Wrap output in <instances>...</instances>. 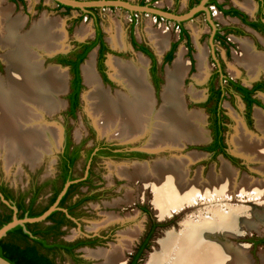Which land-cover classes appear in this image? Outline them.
Listing matches in <instances>:
<instances>
[{
    "label": "rangeland",
    "instance_id": "obj_1",
    "mask_svg": "<svg viewBox=\"0 0 264 264\" xmlns=\"http://www.w3.org/2000/svg\"><path fill=\"white\" fill-rule=\"evenodd\" d=\"M126 1L131 3L137 1L148 2L160 9H173L178 13H183L186 10V1L183 0ZM216 1L224 4V6H237L238 3L243 0ZM262 1L264 3V0ZM251 2L255 5V0H251ZM0 5L4 7L10 6L11 8L12 12L9 16L10 18H6L7 20L15 17L19 13H21L19 14L20 17L25 16L24 29H22V26L24 25L22 24L18 28V34H24L26 31H29L31 26L38 22V19L44 15L45 17L52 19L55 18L63 22L67 47L55 50L56 52H53L51 58L47 57V54H45V66H47L48 63H54V57L56 54H67L77 46V44H75L76 42L87 40L92 37L94 29L92 18L83 14L84 12H81L79 9H65L63 7H58L52 0H20L17 2H14L13 0H2L0 1ZM91 12L98 19L97 22L101 35L108 49L102 58V71L105 74V80L102 79L96 67V49L95 52H91H94L95 54L94 69L101 85L106 89L110 88L112 93L116 89L122 90L118 83L110 75L109 76L113 81L108 76L110 72L107 63L111 57L107 59V54L124 60H130L133 57L135 58L136 55H142L147 59L146 71L151 83L150 85L154 89L153 95L155 98V106L158 107L161 103L159 95L165 85L166 73L172 67V60L162 65L160 64L161 55L159 54H163V52L167 50V41H165L166 46L161 50V53H158L149 39L148 30L151 29V32L163 30L167 36L166 39L168 42H171L176 38L177 28L175 27V24L170 20L155 18L148 13L129 12L117 7H96L92 9ZM211 14V16L209 14V19L215 27H230L238 24L237 21H231L221 17L217 10L215 11L213 6H211ZM131 21H133L132 26H130ZM5 23L3 22L2 24ZM111 24L113 27L115 24L120 27L125 46L124 49H110L111 44L108 40L109 35L107 28H109ZM189 25L190 27L193 25L192 31L194 44H190V56L194 57L192 59V62L194 63H192L193 67L191 68V65L189 64V56L187 55V49L184 47L183 42H178V44H176L172 59L174 61L177 52L180 49L183 50L182 59L187 64L186 72H184L180 83L181 90L184 91V96L182 97L183 106L185 110H188L189 112L192 111L199 115L203 131L205 133V130H208L207 134L209 135L207 112L202 105L206 93V81L209 73L214 70L215 66H218L221 69L220 71L226 76L232 80H237L244 85H249L256 79H260L264 82L263 72L250 76L247 70L237 62V59L241 57L242 53V41L249 42L255 51L264 53V39L256 33L244 31L242 35L226 36L228 44H219L217 41H211L209 38L211 26L206 19L205 13H199L183 22L186 31L191 32L190 28L188 29ZM84 27L89 28V33L85 36L78 35V30ZM194 31L196 34H194ZM130 33L134 36L137 42L143 43V45H145L153 54V57H155V84L150 77V60L130 44ZM194 35H196V44ZM233 37L243 39H238V43ZM199 46L205 51L206 73L204 74L203 79L200 82H197L194 79V75L198 72L196 54L198 53ZM2 53L3 50L0 49V58ZM88 58L89 55L85 60ZM2 61L0 62V77L6 79V66L5 63L3 65ZM65 77L68 87L71 78L69 70H67ZM217 81L218 77H215L213 84L216 85ZM189 88H193L196 98H193V96H190V94L186 92ZM87 89L85 83L84 85L81 84L78 93V104L71 115L68 113V106L66 103L68 88L65 92L57 94L56 98L60 105L56 110H53L52 112H44L45 115L42 113L40 124L42 125L45 122L47 128L55 129V138L52 142H49V144L47 143V146L43 145V147H45L44 149L41 150L39 149L40 147L38 148V155L34 157L35 159L31 158V160H27L24 157V159L19 158L20 156L18 155H16L17 157L11 155V158L8 159V157H5L7 155L5 149L0 146V181L11 190L22 192L27 191L30 184H38L40 181L50 179L55 174L56 155L59 151V145L56 142H58L57 137L60 135V130L61 133L65 132L70 143H81L83 150L89 149L95 144V142L100 141L111 143L122 148H142L143 150L140 152L141 156H139L138 159L122 157L118 159L98 158L90 164V176L86 179L87 182L77 189V194L86 196L92 195L93 199L86 200L81 206H79L72 223L63 229L61 238L62 240L70 241L86 235H96L98 241L94 246H85L84 248L77 250L75 253L77 255L76 259H78L77 261L71 260L68 256L60 254V252H48L47 255L52 259L54 264H100L103 262V259L91 257L87 255L85 250L96 249L98 247L109 248L111 243L118 244L121 237L128 236V233L132 232L133 235L127 238L129 239L127 240L129 248L124 250L125 252L123 253L122 264H128L130 255L145 237L148 230H150V235L147 239V245L137 259V264H151L150 261L153 253H162L164 249V246L162 247V242L168 237L177 236V238H179L189 230L193 232L195 227L198 228L199 226L207 223L209 224L212 221L218 222L220 218L219 213L225 214L230 210H233V213L235 212L236 216L240 218V224L234 227L231 226L228 230L221 226L214 227V231L205 236L206 239L219 244L220 241L225 242L229 248V253L238 257L241 264H264V243L258 241L264 239V197L262 195H256V192L252 191L253 189H247V191L246 189L243 191L237 189L241 191H229L228 193L223 194L219 192L217 194L216 192H211V194L210 192H200L193 195L188 201H183L176 207L168 206L165 210L159 212L156 207V187L154 186V177H150L149 180L145 179L137 170V166H141L144 162L148 163V165H154L155 162H159L162 159H169L176 155L185 156L190 153L195 155L196 159L188 165L189 178H193L195 172L198 170L201 173V178L203 177L202 179H205L210 170L219 173L220 168L224 163L229 168L231 167L235 170L233 171L235 172L237 183L240 182L242 176L254 180L258 179L257 181H263L264 175L257 171L260 163L251 160L249 157L236 151L231 141L232 136L235 134L234 128L237 123V118L242 121L244 128L249 133L256 136L261 135L256 127L255 119L253 121L254 111L256 109L251 110L249 120L245 121L242 117L243 104L238 97L235 96L233 99L225 98L221 103L224 115H226L223 120L225 124L223 140L227 150L226 152L233 158L232 161H230V158L228 157L221 156V154L210 155L206 150H203L201 144H207V140L210 139V136L207 140H199L204 142L198 144H188V141L181 140L182 146L180 150L156 152L149 149V151H151L149 152L143 149V139L126 142L118 141L116 139L114 140L105 135H101L95 122L85 110L83 97L81 98V94L83 96ZM198 94L200 96H198ZM258 97L264 103V94H258ZM261 113L264 114L263 111H261ZM42 116L44 119H42ZM48 122L49 124H47ZM253 122L259 132L255 130ZM52 125L54 127H52ZM56 144L58 147H56ZM86 165L87 163L84 157L79 158L74 165L73 174L80 178L85 177ZM115 166L122 167L123 170L128 172V174L132 173L133 176L127 177L124 175H118L120 173L115 169ZM244 174L246 176H244ZM47 195L48 187L44 186L41 192H39L35 204L36 210H39L46 204ZM107 214H114L117 219L111 223L92 228L96 222L105 218ZM130 240L132 241L130 242ZM158 264H166L164 257L159 259Z\"/></svg>",
    "mask_w": 264,
    "mask_h": 264
},
{
    "label": "bare ground",
    "instance_id": "obj_2",
    "mask_svg": "<svg viewBox=\"0 0 264 264\" xmlns=\"http://www.w3.org/2000/svg\"><path fill=\"white\" fill-rule=\"evenodd\" d=\"M239 5L247 11L253 8L251 0H243ZM11 12L10 6L0 5V49L3 50L0 60H3V65L5 63L7 75L6 79L0 77V146L5 149L7 154L5 157L8 159L11 155H18L19 158L31 160L38 155L39 147L41 150L44 149L43 145L49 144L55 138V129L47 128L45 122L41 125L40 117L42 113L45 115L44 112H52L60 105L56 96L63 93L65 73L52 64L48 63L45 66L44 55L66 48V34L62 21L45 15L38 19L29 31L18 34V28L22 24L24 29L26 18L20 17L21 13H19L7 20ZM2 21L6 23L2 24ZM150 30H148L149 39L155 50L161 53L166 46V35L163 30L152 32ZM107 31L108 40L113 46L110 45V48L124 49L120 27L117 24L113 27L111 24ZM88 33L87 27L78 30V35L81 36ZM198 48L196 54L198 72L194 75V79L200 82L206 73V61L204 49L200 46ZM241 49V57L237 62L247 70L248 74L254 76L259 72L264 73V53L255 51L250 43L245 41L241 42ZM92 51L95 52L94 49L91 50L88 53L89 58L85 60L86 57L84 64L82 62L80 65L82 84L85 83L88 88L83 96L81 94V98L83 97L85 110L95 122L101 135L126 142L143 139V147L156 152L180 150L181 140L191 144L206 139L207 131L204 129L205 135L199 115L185 110L183 106L184 91L181 90L180 83L187 64L182 59V49L177 52L176 58L171 61L172 67L166 73L165 85L159 95L161 103L158 107L155 106L153 90L147 80L145 57L136 55L130 60L112 55L107 57V59L111 57L107 63L110 72L108 76L110 75L122 89H116L112 93L110 88L106 89L100 83L94 69L95 54L91 53ZM186 92L196 98L193 88L187 89ZM254 119L261 133L260 136L249 133L237 118L235 134L231 141L236 151L260 163L257 171L264 175V114L255 111ZM59 137L60 135L57 137V144ZM195 159V155L189 153L185 156L176 155L162 159L154 165L144 162L141 166H137V170L145 179L154 177L157 203L155 206L159 212L168 206L176 207L200 192L223 194L229 191L253 189L256 195L264 197V180L257 181L258 179L242 176L237 183L235 170L224 163L219 173L210 170L206 178L202 179L200 171L197 170L193 178H189L188 165ZM115 167L120 173L118 175L133 176L122 167ZM219 217L218 222L198 225V228L194 226L193 232L189 230L179 238L168 237L162 242V247L164 246L162 253L154 252L150 263L158 264L159 259L164 257L166 264H241L238 257L229 253L225 242L213 243L205 237L214 231V227L221 226L228 230L241 222L233 210L225 214L219 213ZM115 219H117L116 215L107 214L92 228L111 223ZM132 235V232H129L128 236L121 237L118 244L111 243L109 248L98 247L85 251L91 257L103 259L100 264H122L124 250L129 248L127 238Z\"/></svg>",
    "mask_w": 264,
    "mask_h": 264
},
{
    "label": "flooded vegetation",
    "instance_id": "obj_3",
    "mask_svg": "<svg viewBox=\"0 0 264 264\" xmlns=\"http://www.w3.org/2000/svg\"><path fill=\"white\" fill-rule=\"evenodd\" d=\"M13 1L17 2L20 0H13ZM198 1L199 0H186V10L188 8H190L191 6H194L195 4H197ZM213 1H215V4H219L220 8H217L216 5H214L213 3L210 2V0H207L205 2L204 6H206V8H208L210 16L212 15L211 14V6H213L215 11L217 10V12L219 13V15L221 17H223V18L224 17L235 18L238 24H236L234 26H230V27H225V26H216L215 27L214 26L213 31L210 27L211 33H210L209 38L211 41H217L219 44H228L226 41V39H227L226 36H228V35H232V36L233 35H242L243 32L246 31L243 28V26L249 27L253 32H255L261 38L264 39V3L262 0H255V2H254L255 5H253L254 7L251 10L252 12L250 11L251 13L248 12L247 10H245L244 8H242V6L239 5V3L236 1L238 3V5L240 6V8L243 9L244 11L250 13V15L245 13L243 10L239 9L237 7L238 5L237 6H233V5L224 6V4L217 2L216 0H213ZM260 2H262V5H263L261 8H260ZM133 3H135V4L141 3V4L151 5V3L141 2V1L133 2ZM57 6H58V4H57ZM228 9L237 10L240 14L230 13V12L224 13L222 11V10H228ZM163 10L170 11L172 13H178L177 11H175L173 9L163 8ZM199 13H205V12L204 11H198L192 17L196 16ZM83 14L87 15L88 13L85 12ZM242 16H244V17L242 18ZM154 17L156 18V16H154ZM183 22L184 21L173 22L175 24L177 30H178L177 31L178 36H177L176 40H172L171 42L168 43L167 50L165 52H163V54L160 57V64L161 65L164 63H167V62H164L163 57H164L165 53L169 51L171 44H177L178 42H180L182 40L183 36L181 37L182 34L180 33V28H182ZM176 23H180V24L176 25ZM247 32H249V31H247ZM194 37L196 38V36H194ZM93 38H94V29L92 32V37L90 39L76 42L75 44H77V46L75 48H73L69 53H67V54H63V53L56 54L54 57L55 62H57L63 66H67L69 73H70V66H69L68 62L74 61L76 59V56L78 54H80L81 51L83 50L84 45L88 44ZM233 38L236 41L238 39H243V38H237V37H233ZM101 39H102L103 43L105 44L102 35H101ZM131 39L135 42V44H140L141 46L145 47L150 52V50L145 45H143V43H137L135 41V39L133 38L132 34L130 33L129 42H130V44H133L131 42ZM191 39H192V37H191ZM186 40L188 41V35H187V38L184 39V41H186ZM245 42H247V41H245ZM192 43H193V40H192ZM184 44H185V42H184ZM132 46H134V45H132ZM93 47H96V67H97L98 45H94ZM175 47H174V49H175ZM184 47H185V45H184ZM134 48L137 49L136 46H134ZM174 49H173V51H174ZM138 51H140V50H138ZM173 51L171 52V56L173 54ZM141 53L144 54L143 52H141ZM104 54H105V52H102V56H104ZM144 55L150 60V63H151V59L146 54H144ZM191 58L193 59V57H191ZM153 59H154V68H153V72L150 71V77H151V80L153 81V83L155 84L156 78L154 77V70H155L156 60H155V57H153ZM171 60H173L172 57L168 62H170ZM189 62H190V59H189ZM189 64L192 65L191 62ZM101 68H102V59H101ZM220 70L221 69L218 66H215L214 70H212L209 73V76H208L207 81H206V93H205L204 101H203L202 105H203L205 111L207 112V117H208L207 126L209 129L210 139L208 140V142L205 146H202V148H205L207 146L210 147L213 145V142L215 139L213 136L212 128L210 127L209 111L212 108H215V109L220 108L219 109L220 110L219 116L221 117L220 118V130H221L220 134H221V137H220V139H218V144H214V146L211 149L205 148L203 150H206V152L210 153V155L221 154V156L228 157L229 154L226 152L227 150L225 148V144H224V140H223V130L225 128V124H224L223 120L226 117V115H224L221 103L225 98L233 99L235 96L238 97L243 104V115H242V117L245 121H247V120H249L250 112H251V110L254 109V107H257L261 111L262 110L264 111V103L258 97V94H264V82L260 79H256V80L252 81L249 85H244L237 80H232L231 78L226 76ZM98 72H99L100 76L102 77L99 70H98ZM214 72H216V74ZM102 74L105 77V74L103 71H102ZM70 75H71V73H70ZM71 77H72V75H71ZM215 77H218V81H217L216 85L213 84V80ZM79 79H80V76H79ZM105 79H106V77H105ZM70 80H71V78H70ZM147 80H148L149 84H151L149 79H147ZM209 80H211L210 83L208 82ZM228 80H231L232 82H234L237 85H240L246 89H251V88L255 87V89L252 90L248 94V98L250 100L252 99L254 101L249 102L248 100L244 99V97L242 96L240 91H238L233 85H230L228 83ZM81 81H82V79H80V85H81ZM69 83H70V81H69ZM152 90H154V89L152 88ZM214 91H218V95H222V98H221V100H219L218 103L216 101V97H217L216 94L217 93L216 92L214 93ZM69 92H70V87L68 86V93ZM68 93H67V95H68ZM209 96H211V97L209 98ZM66 99H67V96H66ZM67 103H68V99H67ZM260 110L256 109L255 111H260ZM253 121H254V118H253ZM253 125H254L255 130L258 131L257 128L255 127L254 122H253ZM66 143H69V145H68L67 152L65 154V160L73 154L74 150L76 152V154L74 155V158L72 160V163H69V162L65 161L64 159L63 160L61 159L63 147ZM143 149L148 150L146 148H143ZM142 151H143L142 148H122V147L113 145L111 143L101 142V141L95 142V144H93L89 149L83 150L81 143H79V144L78 143H74V144L70 143L68 136L65 134V132L64 133L62 132L61 146H60L59 151L57 152V155H56L55 174L50 179L40 181L38 184H35V183L30 184L28 190L24 191V192L11 190L3 182L0 181V213L1 214L10 213L12 215V209L10 208V205H12L16 208V212H15L16 216L19 215L20 209L17 208V204L19 203L20 196L24 195L23 202L27 203L32 192L34 190H36L37 188H39V192H41V190L44 186L48 187L47 201L45 204V205H47L52 196H54V200L56 199V196H57L59 190L61 189V187L64 183V182L61 183L60 177L62 175H65V173H68L70 179L67 181H71V183L66 187L64 193L61 195V197L64 196L62 202L61 203L59 202L61 199V197H60L56 203V209L51 211L54 213L48 219H44V220L40 221L39 223L36 222L37 223L36 225L30 226L26 230L28 231V234L30 232H34V231L39 232L37 235L39 238L44 236V235H42V233L44 231L47 232V234L45 235L47 237V239H46L47 243H55V244L68 243V244H70L69 245L70 251L68 253L64 252L61 249H56V250L58 252H60V254H62V255L64 254V255L68 256L71 260H75V258L77 257V255L75 254L77 252V250H79L80 248H84L85 246H87V247L94 246L95 243L98 241V237L96 235H93V236L86 235V236L78 237V238H76L74 240H70V241H65V240H62V238H61V234H62L63 229L68 227L72 223L73 218L75 217L76 211H78L79 206H81V204L84 201L89 200V199H93L92 195L86 196V195H82V194L81 195L77 194V189L79 187H81L83 184H85L87 182L86 179H88L90 176V173H89L90 164L95 159H98V158L118 159V158L122 157V158L138 159L139 156H141L140 152H142ZM81 157H84V159L86 160V163H87L86 174H85V177H82V178L75 176L73 174L74 165H75L76 161ZM230 161H232V158H230ZM62 166H63V168H62ZM67 166H69V167L67 168ZM55 189H58L56 194H55ZM39 192H38V195L36 196L35 201L33 202L32 206H31L34 209V211H39L43 206H45V205H43L39 210L35 209V204L37 202ZM4 194L9 196L10 199L4 198ZM1 198L3 200H5L8 204H5L4 202H2ZM4 208H7V210L5 211ZM8 210H10V211H8ZM25 214L26 213H24V215ZM78 242H85V244L76 245V243H78ZM86 242L87 243L91 242L92 244L89 245Z\"/></svg>",
    "mask_w": 264,
    "mask_h": 264
},
{
    "label": "trees",
    "instance_id": "obj_4",
    "mask_svg": "<svg viewBox=\"0 0 264 264\" xmlns=\"http://www.w3.org/2000/svg\"><path fill=\"white\" fill-rule=\"evenodd\" d=\"M210 2L213 3L214 5H216L217 8H220V5L215 4V1L210 0ZM58 6L63 7L65 9L71 8L69 6H63L60 4H58ZM262 6H263L262 2H260V8ZM92 9H94V7L87 8L86 13H88L87 16L91 17L92 21H93L94 38L88 44L84 45L83 50L81 51L80 54H78L76 56V59L74 61L68 62L69 66H70V73L72 75L70 83H69L70 92L67 95L68 113L70 115L74 112V110L77 107L78 93H79L80 88H81L79 73H78V64L85 57V54L87 53V51L90 50L94 45H98L97 69L100 71V73L102 75V79L105 80V77L102 74L101 59L103 58L102 52H107V48L101 39V31H100V28H99L98 22H97L98 19L91 12ZM222 11L224 13L230 12V13L240 14L237 10H234V9H228V10H222ZM243 17L244 16H242V18ZM156 18H159V17L156 16ZM179 24L180 23H176V25H179ZM131 25H132V21H131L130 26ZM180 33L182 34V36L185 39L187 38V34H186L184 29L180 28ZM131 42L133 43L132 45L136 46L138 50H140L141 52L146 54L151 59L150 71L153 72V68H154L153 55L145 47L141 46L140 44H135V42L132 39H131ZM184 45L187 49V55L189 56L190 62L192 64V58L190 56V44L186 40ZM175 46H176V44H171L169 51L166 52L164 57H163L164 62H168L171 59V57H172L171 52L173 51ZM191 68H192V65H191ZM214 73L216 74V72H214ZM208 82L210 83L211 80H209ZM228 83L230 85H233L238 91H240V93L242 94L244 99L248 100L249 102L254 101V100H252V99L250 100L248 98V94L252 90H254L255 87L251 88V89H246L240 85H237L236 83L232 82L231 80H228ZM215 92L217 93L216 94V96H217L216 101L218 103L219 100H221L222 95H218V91H214V93ZM210 97L211 96H209V98ZM219 109L220 108H218V109L212 108L209 111L210 127L212 128L213 136H214L215 140L213 142V145L210 147L209 146L205 147L206 149H211L214 146V144H218V139H220V137H221V134H220L221 133V130H220V118L221 117L219 116V111H220ZM68 145H69V143H66L63 147V151L61 154L62 160L63 159L65 160V154L67 152ZM205 148H203V149H205ZM75 154H76V152L74 150L73 154L70 157H68L65 161L72 163V160H73ZM228 157L232 158L231 156H228ZM68 167L69 166H67V168ZM62 168H63V166H62ZM69 179H70V177H69L68 173H65V175H62L60 177L61 183L65 182ZM57 191H58V189H55V194ZM38 192H39V188L34 190L27 203L23 202L24 195L20 196L19 203L17 204V208L20 209V213H19V215H17L18 218L23 217L24 213H26L25 216H27V217L37 216L43 210H45L47 208V206L50 205L51 202L54 200V196H52L47 205L43 206L39 211H34V209L31 206H32L33 202L35 201L36 196L38 195ZM63 197L64 196L61 197V199L59 201L60 203L62 202ZM4 198L10 199L9 196H7L6 194H4ZM4 210L6 211L7 208H4ZM8 211H10V210H8ZM53 213L54 212H51L50 214H48L45 219H48L49 217H51V215ZM10 218H11L10 213H5V214L0 213V226L2 224L6 223L7 221H9ZM36 224H37L36 222L25 223V228L28 229L30 226L36 225ZM38 233L39 232H36V231L30 232L29 234L26 232H23L19 225L12 227L8 231H6L4 237L0 238V257L6 259L7 261H9L12 264H54L52 259L47 255L48 252L58 253V251L56 249H61L67 253L70 251V246H69L70 244H68V243H63V244L47 243L46 242L47 237L45 236L47 234V232L44 231L42 233V235H44V236L41 238H39L37 236ZM149 235H150V230L147 231L145 237L141 240V242L136 246L134 252L130 255V259L128 260V264H137V259L140 257L142 250L145 249V247L147 245V239L149 238ZM258 241L261 243H264V239H260ZM81 244H85V242L76 243V245H81ZM87 244L90 245L92 243L89 242ZM75 260L77 261L78 259L75 258Z\"/></svg>",
    "mask_w": 264,
    "mask_h": 264
},
{
    "label": "water",
    "instance_id": "obj_5",
    "mask_svg": "<svg viewBox=\"0 0 264 264\" xmlns=\"http://www.w3.org/2000/svg\"><path fill=\"white\" fill-rule=\"evenodd\" d=\"M54 3L56 4H60L63 6H69L71 8H76L79 9L82 12H86V9L89 7H117V8H122L126 11L129 12H137V13H148L152 16H158L161 19H166V20H170L173 22H181V21H186L188 19H190L196 12L198 11H204L205 15H206V19L208 21V23L211 26L212 31L214 30V26L211 23L210 19H209V13H208V9L206 8V6H204L205 2L207 0H199L197 4H195L194 6H191L190 8H188L185 12L183 13H172L170 11H166L163 9H160L158 7H155L153 5H148V4H135V3H131L128 2L126 0H52ZM95 50V47H92L90 50L87 51V53L85 54V57L82 59V61L78 64V73L81 79V75H80V65L81 63L84 61V59L87 57L88 53L91 50ZM112 49V48H110ZM110 54H107L106 57H108ZM53 56V53H49L47 55V57L51 58ZM1 62V61H0ZM58 68H60L62 71L65 72V76H66V72L68 70L67 66H63L57 62L54 61V63L52 64ZM82 84V81H81ZM67 84H66V77H65V85H64V90L63 92L66 91L67 89ZM197 101V100H195ZM67 103V100H66ZM68 105V103H67ZM263 111V110H262ZM264 112V111H263ZM208 132V130H207ZM209 138V135L207 134V137L205 140H207ZM61 141H62V133L60 130V137H59V148L61 146ZM208 141V140H207ZM204 142V141H203ZM193 144V143H191ZM198 144V143H196ZM202 146H205L206 143L201 144ZM148 151V150H145ZM150 152V151H149ZM71 183V181H66L63 183L61 189L59 190L56 199L45 209L43 210L39 215L37 216H32V217H27V216H23L21 218H18L15 214L16 212V208L12 205H10V208L12 209V215L9 221H7L6 223L2 224L0 226V238L5 236L6 231H8L9 229H11L12 227L19 225L22 229L23 232L28 233V231L25 228V223H33V222H39L45 219V217L54 209H56V203L58 201V199L61 197V195L64 193L66 187ZM2 202H4L5 204H8L5 200H3L1 198ZM0 264H12L9 261H7L6 259L0 257Z\"/></svg>",
    "mask_w": 264,
    "mask_h": 264
},
{
    "label": "crops",
    "instance_id": "obj_6",
    "mask_svg": "<svg viewBox=\"0 0 264 264\" xmlns=\"http://www.w3.org/2000/svg\"><path fill=\"white\" fill-rule=\"evenodd\" d=\"M183 1H186V0H183ZM239 9H241L239 6H237ZM254 7V6H253ZM241 10H243V9H241ZM244 11V10H243ZM245 13H248V12H246V11H244ZM252 12V11H251ZM250 12V13H251ZM249 13V14H250ZM224 18H226V19H228V20H231V21H236V19L235 18H231V17H224ZM132 23H133V21H132ZM132 26V25H131ZM176 27V26H175ZM182 28L185 30V32L187 33V35H188V42L191 44L192 43V40H193V25H191V27H190V25L188 26V29L190 28V30H191V32L190 31H186V29H185V26H182ZM243 28L246 30V31H249V32H253L249 27H247V26H243ZM178 31V30H177ZM164 32V31H163ZM165 33V32H164ZM253 33H255V32H253ZM166 35V34H165ZM177 36H178V33L176 32V38H177ZM181 37H182V35H181ZM191 37H192V39H191ZM133 38H134V36H133ZM166 38H167V36H166ZM176 38L174 39V40H176ZM135 39V38H134ZM184 37H182V40L180 41V42H183V44H184ZM135 41H136V39H135ZM148 41V40H147ZM166 41H167V43L166 44H168L169 42H168V40L166 39ZM137 42V41H136ZM110 43V42H109ZM137 43H139V42H137ZM148 43H149V41H148ZM150 44V43H149ZM178 44V43H177ZM195 44H196V38H195ZM155 54V53H154ZM159 55H162V54H159ZM158 55V56H159Z\"/></svg>",
    "mask_w": 264,
    "mask_h": 264
}]
</instances>
